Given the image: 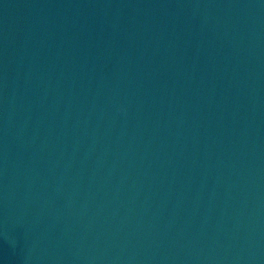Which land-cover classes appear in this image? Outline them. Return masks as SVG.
Masks as SVG:
<instances>
[{
  "label": "water",
  "instance_id": "1",
  "mask_svg": "<svg viewBox=\"0 0 264 264\" xmlns=\"http://www.w3.org/2000/svg\"><path fill=\"white\" fill-rule=\"evenodd\" d=\"M0 264H264V0H0Z\"/></svg>",
  "mask_w": 264,
  "mask_h": 264
}]
</instances>
